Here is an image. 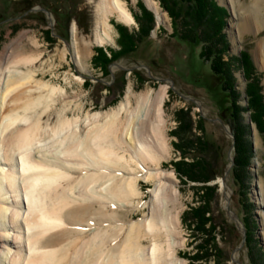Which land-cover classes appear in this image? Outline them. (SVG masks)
Listing matches in <instances>:
<instances>
[{
  "label": "bare ground",
  "instance_id": "6f19581e",
  "mask_svg": "<svg viewBox=\"0 0 264 264\" xmlns=\"http://www.w3.org/2000/svg\"><path fill=\"white\" fill-rule=\"evenodd\" d=\"M143 1L157 23L166 20L155 0ZM231 13L230 35L235 42L237 15L233 8ZM111 16L134 24L124 1L98 0L96 44L114 45ZM72 26L74 58L82 65L86 52L79 49ZM36 44L22 32L0 50V264H178V218L169 205L177 201L173 176L159 166L167 152L163 134L167 85L140 93L128 85L114 107L87 113L83 119L60 114L51 125L43 115L66 92L37 78L41 53L31 48ZM117 151L146 166L143 173L116 174L130 166L123 162L125 154L119 157ZM140 178L153 182L150 192L157 206L144 202L153 207L150 217L126 222L121 239L125 221L118 211L132 206ZM147 237L152 243L145 246L142 241Z\"/></svg>",
  "mask_w": 264,
  "mask_h": 264
},
{
  "label": "rangeland",
  "instance_id": "374dc122",
  "mask_svg": "<svg viewBox=\"0 0 264 264\" xmlns=\"http://www.w3.org/2000/svg\"><path fill=\"white\" fill-rule=\"evenodd\" d=\"M97 1L0 0V50L22 32H26L29 38L37 42L35 48L31 46L35 52L41 53L40 60L36 62L37 78L56 87H62L66 92L65 97H56L54 104L43 115L42 120L45 121L49 118L48 121L51 125L58 122L60 114L70 119L74 117L83 119L87 113L104 111L114 107L123 100L128 85L132 87L135 93L151 89L157 90L161 85H167V94L163 104V134L167 152L163 154L159 166L164 171L172 173L173 176L171 188L176 192L177 201L174 206L169 205L170 209L172 208V214H176L178 218L175 237V254L179 259L178 264H189L188 259L182 255L186 252L191 253L195 244L180 217L184 210L200 203L198 194L203 193V190L199 188L201 185L216 186L214 199L210 204L216 222L220 226L223 222L227 223L226 229L219 230L216 234V240L225 255L229 257L228 263L236 264L235 261H237L238 264H250L247 247L243 244L237 250L242 240L240 229L244 227L243 223L242 221V224L238 222L236 226L233 215L226 214L224 210L226 205L225 193L229 192V208L240 219V203L244 196L239 186L234 184L229 173L226 176V187L222 184L224 189L221 188L219 181L230 163L228 153L230 152V156L233 158L234 148L231 147L232 137L221 125V123L225 124L230 130L228 117H226L229 102L227 94L221 89V77L212 73L209 63L199 56L200 44L198 42L184 41L178 36H172L170 17L161 8L158 0L155 1L167 16L166 20L159 22L160 24L157 23L154 11L148 8L143 0H122L132 16L140 14L137 3L141 2L152 13L154 27L150 30L147 38L137 42L135 49L110 63L107 67V73L104 74L99 66H94L91 62V58L95 54L94 48H103L106 55L109 56L107 49H119L117 44L119 32L116 25L126 26L129 32H132L137 30L138 23L134 16V24L132 25L124 24L118 21L116 17L111 16L109 24L111 25L114 45L96 44L94 22ZM217 2L222 6L226 4L230 11L224 29L230 42L229 52L237 55L240 51L247 49L256 69L260 72L264 71V0H233L231 2L217 0ZM29 5H32L31 7L35 10L29 12L27 10L24 13L18 12L22 7ZM42 8L50 13L47 15L42 12ZM231 8L237 15L234 20V31L238 39L235 42L231 38V35L234 34H231L232 30L229 24L232 19ZM79 10H84L88 14V28L77 25L75 20L78 19L77 12ZM30 12L33 13L29 14ZM73 24L77 29V39L80 42L79 49L86 52L84 59H82V65L78 64L74 58L75 49L73 48L71 33ZM115 76H119L120 81L113 88L118 89L123 84V89L119 94H113L109 89L115 80ZM235 76L236 87L241 91L244 88L242 73L236 71ZM85 80L89 81L88 85H85ZM261 83L264 86V77H262ZM243 103L245 102L243 101ZM179 110L189 111L194 123L203 128L202 132L198 130L199 134L203 133L205 139L211 143V149L216 150L215 167L221 174L213 181L182 183L177 177L171 161L179 160L180 157L179 151L173 144L177 141V137L171 132L177 125L175 112ZM244 115L247 118V114ZM200 118L202 124L198 123ZM254 129L256 130L252 125L250 140L253 156L248 166L250 179L247 197L252 205L250 212L252 211L254 216L253 238L256 240V245L264 253V183L262 181V177L264 178V137H262V141L257 130ZM123 154H125L123 162L130 163V166L127 165V169H118L116 174L123 177L142 174L146 166L140 167L136 161L134 162L130 158L128 153L117 151L119 157ZM259 182L261 188H258ZM137 186L139 195L131 203L132 206L118 211L123 214L125 221L124 234H121V239L127 232L128 223L150 217L153 207L143 205L144 202L150 200L151 203L155 204L156 202L154 194L150 192V189L154 187L153 182L140 178L137 181ZM161 205L158 206L161 207ZM124 212L126 215L128 214L127 218ZM209 214L207 213L206 216ZM208 224L210 223L208 222ZM150 239L151 237L143 239L142 244L150 245L152 243V239L151 241ZM162 240L161 242H164L163 238ZM235 255H238V259H235ZM213 263V258H211L208 264Z\"/></svg>",
  "mask_w": 264,
  "mask_h": 264
},
{
  "label": "trees",
  "instance_id": "16d2710c",
  "mask_svg": "<svg viewBox=\"0 0 264 264\" xmlns=\"http://www.w3.org/2000/svg\"><path fill=\"white\" fill-rule=\"evenodd\" d=\"M158 1L170 17L172 36H178L184 41L198 42L199 56L209 63L212 73L221 77V89L227 94L229 102L226 117L234 138L233 164L229 176L234 184L239 186L244 196L240 203V219L246 232L244 246L247 247L250 264H264V253L253 238L254 216L253 212H250L252 205L247 197L250 179L248 166L253 150L250 124L244 115L247 114L258 134L264 137V86L261 83L264 71L260 72L256 69L247 49L237 55L229 52L230 42L224 31L229 15L227 9L217 0ZM31 6L22 7L18 12L24 13ZM137 6L140 14L133 15L138 23L137 30L129 32L126 26L116 25L119 32L118 50L107 49L109 54L107 56L103 48H94L95 54L91 62L94 66H99L104 74L107 73L110 63L135 49L137 42L147 38L154 27L152 13L141 2H138ZM31 13L33 12L29 14ZM77 14L79 15L75 20L77 25L88 28V14L84 10H79ZM236 71H240L244 79V88L241 91L236 87ZM118 78L120 77L115 76L109 88L113 94H119L123 89V84L118 89L113 88L120 81ZM88 83L89 81L85 80V85ZM244 99L245 103H243ZM175 116L177 125L171 133L177 137V141L173 144L179 151L180 159L171 162L177 177L182 183L188 181L206 183L215 180L221 174L215 167L216 150L211 149V143L205 139L203 133L199 134L198 130L203 131L202 126L199 127L194 123L189 111H176ZM198 123L202 124L201 118ZM199 188L203 190L202 194H198L200 203L184 210L180 217L195 243L193 251L183 253L182 256L188 259L189 264H208L211 258L213 264H229V257L225 255L216 240V234L219 230L226 229L227 225L223 222L220 226L212 214L210 203L214 199L216 186L201 185ZM207 213L210 214L206 216Z\"/></svg>",
  "mask_w": 264,
  "mask_h": 264
},
{
  "label": "water",
  "instance_id": "95a60500",
  "mask_svg": "<svg viewBox=\"0 0 264 264\" xmlns=\"http://www.w3.org/2000/svg\"><path fill=\"white\" fill-rule=\"evenodd\" d=\"M223 6L227 9V11L230 13V11H229V9H228V6L226 5V4H223ZM33 10H35V8H33V7H31L30 9H28V12L29 11H33ZM41 11L42 12H45L47 15L50 13V12H48L47 10H45V9H41ZM114 64V63H113ZM117 66H119L118 64H116ZM120 67V66H119ZM243 96H245V95H243ZM244 102H246V100L244 99ZM247 122L250 124V129H252V123H251V121H250V119H249V117L247 116ZM221 123V122H220ZM221 125L223 126V128L225 129V131L232 137V145H231V147L233 148V144H234V138H233V135H232V132L227 128V126L225 125V124H223V123H221ZM254 126V125H253ZM230 152L228 153V158H229V161H230V163H229V165L227 166V169L224 171V174H223V176L221 177V182H222V184L226 187V176L228 175V173H229V170H230V168H231V166H232V164H233V158L230 156ZM229 201H230V195L228 196V197H226V205H225V208H224V210H225V212H226V214H228V215H230V216H232V214H233V218H234V220H235V224H236V226H237V223L239 222V223H241V220L237 217V215L236 214H234L232 211H231V209L229 208V205H228V203H229ZM242 224V223H241ZM240 231H241V234H242V240H241V243H240V246L237 248V250L244 244V242H245V236H246V233H245V228L243 227L242 229H240ZM236 262V264H238V262L237 261H235Z\"/></svg>",
  "mask_w": 264,
  "mask_h": 264
},
{
  "label": "crops",
  "instance_id": "0c3cea01",
  "mask_svg": "<svg viewBox=\"0 0 264 264\" xmlns=\"http://www.w3.org/2000/svg\"><path fill=\"white\" fill-rule=\"evenodd\" d=\"M261 137V136H260ZM261 140H262V137H261ZM263 141V140H262ZM262 181H263V183H264V178L262 177Z\"/></svg>",
  "mask_w": 264,
  "mask_h": 264
}]
</instances>
